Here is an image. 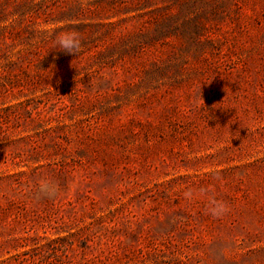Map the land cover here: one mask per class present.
<instances>
[{"label":"rangeland","instance_id":"rangeland-1","mask_svg":"<svg viewBox=\"0 0 264 264\" xmlns=\"http://www.w3.org/2000/svg\"><path fill=\"white\" fill-rule=\"evenodd\" d=\"M81 3L0 0V264H264V0Z\"/></svg>","mask_w":264,"mask_h":264},{"label":"clouds","instance_id":"clouds-1","mask_svg":"<svg viewBox=\"0 0 264 264\" xmlns=\"http://www.w3.org/2000/svg\"><path fill=\"white\" fill-rule=\"evenodd\" d=\"M86 0H82L81 7H84ZM56 46L65 54H78L81 50L82 44L79 34L75 30L61 31L55 36ZM59 192L58 183L51 178L43 179L39 182L36 196L38 199H54ZM186 199H193L201 197L206 201V213L213 217H222L230 211L228 204L218 198L215 193L210 192L205 188H200L197 192L189 189L184 193Z\"/></svg>","mask_w":264,"mask_h":264}]
</instances>
